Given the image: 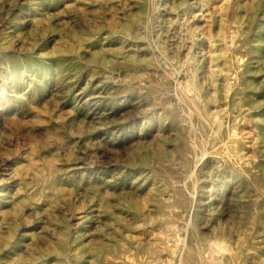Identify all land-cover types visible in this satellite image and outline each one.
Segmentation results:
<instances>
[{"label": "rangeland", "instance_id": "1", "mask_svg": "<svg viewBox=\"0 0 264 264\" xmlns=\"http://www.w3.org/2000/svg\"><path fill=\"white\" fill-rule=\"evenodd\" d=\"M263 92L264 0H0V264H264Z\"/></svg>", "mask_w": 264, "mask_h": 264}, {"label": "bare ground", "instance_id": "2", "mask_svg": "<svg viewBox=\"0 0 264 264\" xmlns=\"http://www.w3.org/2000/svg\"><path fill=\"white\" fill-rule=\"evenodd\" d=\"M76 1V0H75ZM182 3H183V1H182ZM181 3V4H182ZM139 4V3H138ZM141 4V3H140ZM147 4V3H146ZM189 4V3H188ZM147 6V5H146ZM142 7V6H141ZM195 7V6H194ZM143 8V7H142ZM141 8V9H142ZM153 8V7H152ZM160 10V9H159ZM152 12V11H151ZM153 13V12H152ZM144 15V14H143ZM158 16H159V14H158ZM25 17V16H24ZM132 18V17H131ZM144 18V17H143ZM148 18V17H147ZM147 20V19H146ZM149 20H150V18H149ZM158 20V19H157ZM144 21V20H143ZM132 22V21H131ZM136 24V23H135ZM139 24H141V23H139ZM142 24H144V23H142ZM124 26V25H123ZM126 26V25H125ZM130 26V25H129ZM137 26H138V24H137ZM152 26V25H151ZM138 28V27H137ZM126 29V28H125ZM147 31V30H146ZM196 32V31H195ZM131 33V32H130ZM141 33V32H140ZM165 33V32H164ZM138 34V33H137ZM131 35H133V34H131ZM135 35V34H134ZM133 35V36H134ZM143 36V35H142ZM122 37V36H121ZM123 37H125V36H123ZM166 37V36H165ZM133 38V37H132ZM118 40V39H117ZM135 40V39H134ZM93 41V40H92ZM254 41V40H253ZM142 43V42H141ZM160 43V42H159ZM172 43V42H171ZM117 44V43H116ZM120 45V44H119ZM155 45V44H154ZM164 45V44H163ZM257 45V44H256ZM255 45V46H256ZM173 46V45H172ZM123 47V46H122ZM259 48H260V46H258ZM118 48V47H117ZM116 48V49H117ZM130 48V47H129ZM146 48H148V46L146 47ZM172 48V47H171ZM257 48V47H256ZM255 48V49H256ZM8 49V48H7ZM87 49H90V48H87ZM123 49V48H122ZM158 49V48H157ZM123 50H125V49H123ZM222 52V51H221ZM255 52V51H254ZM257 52V51H256ZM80 53V52H79ZM142 53V52H141ZM151 53V52H150ZM85 54V53H84ZM110 55V54H109ZM132 55V54H131ZM130 55V56H131ZM220 55V54H219ZM111 56V55H110ZM123 56V55H122ZM223 56V55H222ZM116 57H118V56H116ZM148 57V56H147ZM163 57V56H162ZM165 57V56H164ZM213 57H215L214 55H213ZM218 57V56H217ZM149 58V57H148ZM110 59V58H109ZM215 59V58H214ZM259 59V58H258ZM167 61V60H166ZM215 61V60H214ZM216 61H219L218 59H216ZM215 61V62H216ZM169 62V61H168ZM257 62V61H256ZM115 63V62H114ZM113 63V64H114ZM188 63V62H187ZM214 63V62H213ZM236 62H234V64H235ZM116 64V63H115ZM156 64V63H155ZM166 64V63H165ZM185 64V63H184ZM243 64V63H242ZM167 65V64H166ZM173 65V64H172ZM225 65V64H224ZM251 65V64H250ZM240 66V65H239ZM254 66V65H253ZM174 67V66H173ZM220 67H222V66H220ZM224 67V66H223ZM175 68V67H174ZM226 68V67H225ZM260 68V67H259ZM177 69V68H176ZM236 70V69H235ZM176 71V70H175ZM226 72V71H225ZM251 72V71H250ZM149 73V72H148ZM181 73V72H180ZM147 74V73H146ZM251 74H253V73H251ZM179 75V74H178ZM177 76V75H176ZM189 77V76H188ZM213 78V77H212ZM241 78H242V76H241ZM146 79V78H145ZM238 79V78H237ZM112 80V79H111ZM215 80V79H214ZM220 82V81H219ZM236 82V81H235ZM117 83H118V81H117ZM126 83V82H125ZM238 83V82H237ZM128 84V83H127ZM123 85V84H122ZM129 85V84H128ZM217 85V84H216ZM116 86H118V85H116ZM177 86V85H176ZM171 87V86H170ZM156 88V87H155ZM175 88V87H174ZM252 88V87H251ZM118 89V88H117ZM168 89V88H167ZM257 90V89H256ZM260 90V89H259ZM258 90V91H259ZM132 91V90H131ZM134 91V90H133ZM160 91V90H159ZM228 91H230L229 89H228ZM162 92H164V91H162ZM166 92H167V90H166ZM176 92V91H175ZM126 93H128V92H126ZM168 93V92H167ZM230 93V92H229ZM232 93V92H231ZM264 93V92H263ZM181 94V93H180ZM124 95V94H123ZM264 95V94H263ZM130 96V95H129ZM176 96H177V94H176ZM182 96V95H181ZM183 98V97H182ZM264 99V98H263ZM180 100V99H179ZM184 100V99H183ZM224 100V99H223ZM1 101V100H0ZM185 101V100H184ZM260 101V100H259ZM221 102V101H220ZM185 103V102H184ZM215 104V103H214ZM182 106V105H181ZM264 106V105H263ZM262 106V107H263ZM163 108V107H162ZM181 108H183V107H181ZM189 108V107H188ZM258 108V107H257ZM256 109V108H255ZM261 109V108H260ZM126 110V109H125ZM183 110V109H182ZM190 110V109H189ZM257 110V109H256ZM252 111V110H251ZM256 112V111H255ZM261 112V111H260ZM249 113V112H248ZM189 114H190V112H189ZM230 114V113H229ZM253 116H255V115H253ZM229 118V117H228ZM199 119V118H198ZM133 121V120H132ZM131 121V122H132ZM222 121V120H221ZM129 123V122H128ZM137 124V123H136ZM226 125H224V124H222V123H218V125L217 124H215V129L217 130V132H219L220 134L218 135V137H219V139L220 140H207V138H201V139H199V137H198V139L196 138V146L198 147V150L200 149L201 150V153H202V156L204 155V154H206L207 152H208V150L206 149V142L208 143L209 142V149H211V148H213V146H215V145H217V144H219V142H224V138H223V133L221 134V132L222 131H224L226 128ZM167 129V128H166ZM193 129H194V127H193ZM240 129V128H239ZM205 130H208V127L206 126V125H201L200 127H199V131L200 132H203V131H205ZM116 132V131H115ZM157 132V131H156ZM140 133V132H139ZM180 133H178V135H179ZM190 134H191V132H190ZM161 135V134H160ZM168 135V134H167ZM155 136V135H154ZM163 136V135H162ZM195 137V136H194ZM150 138V137H149ZM154 138V137H153ZM157 139V138H156ZM175 142V141H174ZM173 144V143H172ZM207 146V147H208ZM225 146V145H224ZM229 147V146H228ZM186 149V148H185ZM219 152V151H218ZM236 152V151H235ZM234 158V157H233ZM243 162V161H242ZM201 164V163H200ZM198 166V165H197ZM247 166V165H246ZM152 168V167H151ZM215 170V169H214ZM242 170V169H241ZM257 170V169H256ZM255 170V171H256ZM81 171V170H80ZM209 171V170H208ZM216 171V170H215ZM210 172H211V169H210ZM155 173V172H154ZM153 173V174H154ZM122 174V173H121ZM164 176V175H163ZM214 176V175H213ZM167 178H169L168 176H166ZM122 179V178H121ZM126 179V178H125ZM170 179V178H169ZM259 179H260V177H259ZM166 180V179H165ZM168 180V179H167ZM173 180V179H172ZM121 181V180H120ZM171 181V180H170ZM168 182V181H167ZM172 182V181H171ZM129 183V182H128ZM197 183H198V177H197V171H193V172H190L189 171V173H188V175L185 177V180H184V184H185V186H186V188H187V190H191L190 191V197L192 198L194 195H195V189L197 188ZM170 185H172V184H170ZM127 186V185H126ZM140 186V185H139ZM184 186V187H185ZM121 187V186H120ZM170 187V186H169ZM182 187V186H181ZM251 187V186H250ZM253 187V186H252ZM122 188H124V187H122ZM139 188V187H138ZM171 188V187H170ZM186 188H184V190L186 189ZM156 190V189H155ZM171 190V189H170ZM183 190V189H182ZM192 190L194 191V192H192ZM14 191V190H13ZM139 191V190H138ZM155 193V192H154ZM162 193V192H161ZM6 194V193H5ZM14 194V193H13ZM12 194V195H13ZM9 195V194H8ZM135 195V194H134ZM138 195V194H137ZM7 196V195H6ZM142 196V195H141ZM5 197V196H4ZM147 197V196H146ZM13 198V197H12ZM125 198H126V196H125ZM157 198V197H156ZM195 199V198H194ZM2 200V199H1ZM130 200V199H129ZM160 200V199H159ZM193 200V199H192ZM229 200H230V198H229ZM257 200V199H256ZM255 200V201H256ZM151 201V200H150ZM125 202V201H124ZM144 202V201H143ZM143 202H141V204L143 203ZM187 202H190V198H189V196H187V200H186V204H187ZM230 202V201H229ZM6 203V202H5ZM139 203V202H138ZM9 204V203H8ZM135 204V203H134ZM136 204H137V202H136ZM140 204V205H141ZM194 204V203H193ZM236 204V203H235ZM11 205V204H10ZM144 205V204H143ZM153 205V204H152ZM179 205V204H178ZM130 206V205H129ZM134 206V205H133ZM144 206H146V205H144ZM194 206V205H193ZM10 207V206H9ZM132 207V206H131ZM136 207V206H135ZM180 207V206H179ZM5 208V207H4ZM3 209V208H2ZM136 209V208H135ZM139 209V208H138ZM146 209V208H145ZM147 209H149V208H147ZM211 209V208H210ZM210 209H209V211H210ZM119 210V209H118ZM141 210V209H140ZM139 210V211H140ZM172 210H174V209H172ZM179 210V209H178ZM208 210V209H207ZM221 210V209H220ZM248 210V209H247ZM133 211V210H132ZM135 211V210H134ZM152 211V210H151ZM137 212V214H138V211H136ZM171 212V211H170ZM211 212H212V210H211ZM135 213V212H134ZM145 213V212H144ZM143 213V214H144ZM191 213H192V216H191V218H190V215H191ZM209 213V212H208ZM213 213V212H212ZM133 214V213H132ZM141 214V213H140ZM142 214V215H143ZM170 214V213H169ZM151 215H153V214H151ZM163 215V214H162ZM229 215V214H228ZM233 215V214H232ZM99 216V215H98ZM98 216H97V218H98ZM124 216V215H123ZM135 216V215H134ZM141 216V215H140ZM145 216V215H144ZM173 216V218L175 219H177V215H172ZM212 216H213V214H212ZM219 216V215H218ZM234 216V215H233ZM137 217V216H136ZM217 217V216H216ZM220 217V216H219ZM218 217V218H219ZM246 217V216H245ZM145 218V217H144ZM115 219V218H114ZM146 219V218H145ZM168 219H169V217H168ZM172 219V218H171ZM179 220L181 219V217H179L178 218ZM184 219V218H183ZM210 219V218H209ZM143 220V219H142ZM116 221V220H115ZM145 221V220H144ZM165 221H167V220H165ZM212 221V220H211ZM148 222V221H147ZM180 222H182V221H180ZM197 221H196V218H195V215H194V212L191 210V209H189V210H187V216H186V220H185V224H184V227L183 228H181L180 226H175L174 227V230L172 231L173 232V235H172V237H173V244L171 245V246H168L167 248H166V250H169V253H170V258H171V263L172 264H208L206 261H203L202 260V258H204L205 257V254L207 253L206 251H205V248H202L200 245H196L193 241H192V237H191V234L192 233H195V231H196V228H197V223H196ZM228 222V221H227ZM151 223V222H150ZM162 223V222H161ZM225 223V222H224ZM4 224V223H3ZM95 224V223H94ZM120 224V223H119ZM124 224V223H123ZM148 224V223H147ZM258 224V223H257ZM116 225V224H115ZM131 225V224H130ZM114 226V225H113ZM124 226H125V224H124ZM123 226V227H124ZM155 226V225H154ZM225 226H226V224H225ZM238 226V225H237ZM251 227H254V226H251ZM71 228V227H70ZM78 228V227H77ZM122 228V227H121ZM149 228V227H148ZM226 228V227H225ZM73 229V228H72ZM72 229H71V231H72ZM168 229V228H167ZM219 229V228H218ZM245 229V228H244ZM86 230V229H85ZM98 230V229H97ZM111 230V229H110ZM124 230V229H123ZM143 230V229H142ZM141 230V231H142ZM211 230V229H210ZM209 230V231H210ZM221 230V229H220ZM246 230V229H245ZM132 231V230H131ZM140 231V230H139ZM166 231V230H165ZM247 231V230H246ZM2 232V231H1ZM95 232V231H94ZM126 232V231H125ZM232 232V231H231ZM132 233H135V232H132ZM143 233V232H142ZM147 233V232H146ZM73 234V233H72ZM126 234V233H125ZM136 234V233H135ZM248 234V233H247ZM85 235V234H84ZM127 235V234H126ZM122 236V235H121ZM142 236V235H141ZM197 236V235H196ZM74 237V236H73ZM123 237V236H122ZM144 237V236H143ZM239 237V236H238ZM251 237V236H250ZM258 237V236H257ZM92 238V237H91ZM66 239V238H65ZM70 239H71V237H70ZM114 239V238H113ZM160 239V238H159ZM166 239V238H165ZM171 239V238H170ZM199 239V238H198ZM86 240V239H85ZM127 240V239H126ZM112 241V240H111ZM110 241V242H111ZM128 241V240H127ZM129 241H130V239H129ZM165 241V240H164ZM168 241V240H167ZM200 241V240H199ZM257 241V240H256ZM64 242H62V244H63ZM71 243V242H70ZM79 243V242H78ZM83 243V242H82ZM115 243V242H114ZM118 243V242H117ZM219 243H222L221 241H219ZM263 243V242H262ZM128 244V243H127ZM76 245V244H75ZM114 245V244H113ZM113 245H111V246H113ZM74 246V245H73ZM78 246V245H77ZM86 246V245H85ZM87 248V247H86ZM122 248V247H121ZM124 248V247H123ZM129 248V247H128ZM135 248H136V246H135ZM261 248V247H260ZM60 249V248H59ZM66 249H67V247H66ZM68 249H69V247H68ZM81 249V248H80ZM84 250V249H83ZM140 250V249H139ZM254 250V249H253ZM100 251V250H99ZM115 252V251H114ZM206 252V253H205ZM76 253V252H75ZM84 254V253H83ZM95 254V253H94ZM133 254V253H132ZM78 255V254H77ZM84 255H86V254H84ZM89 255V254H88ZM87 255V256H88ZM106 255V254H105ZM125 255V254H124ZM255 255V254H254ZM256 255H257V253H256ZM212 256V258H210V259H214V256L213 255H211ZM111 257V256H110ZM89 258V257H88ZM166 259H167V257H166ZM83 260H84V258H83ZM120 260V259H119ZM67 261V260H66ZM102 261H103V259H102ZM109 261V260H108ZM116 261V260H115ZM131 261V260H130ZM168 261V260H167ZM118 262V261H117ZM133 262H134V260H133ZM264 262V261H263ZM59 264V263H58ZM61 264V263H60ZM135 264H155V261L153 260L152 261V258H144V257H137V262L135 263Z\"/></svg>", "mask_w": 264, "mask_h": 264}]
</instances>
